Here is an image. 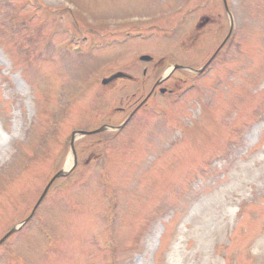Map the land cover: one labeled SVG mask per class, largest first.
<instances>
[{
	"label": "rangeland",
	"instance_id": "374dc122",
	"mask_svg": "<svg viewBox=\"0 0 264 264\" xmlns=\"http://www.w3.org/2000/svg\"><path fill=\"white\" fill-rule=\"evenodd\" d=\"M59 170L0 264H264V0H0V240Z\"/></svg>",
	"mask_w": 264,
	"mask_h": 264
},
{
	"label": "water",
	"instance_id": "95a60500",
	"mask_svg": "<svg viewBox=\"0 0 264 264\" xmlns=\"http://www.w3.org/2000/svg\"><path fill=\"white\" fill-rule=\"evenodd\" d=\"M225 10H226V6H225ZM230 35H231V31H229V34L227 35V37L225 38V40H224V42H223V44L215 51V54H214V56L206 63V66H204L202 69H200V70H197L196 72H193L194 74H200V73H202L205 69H206V67L209 65V63L215 58V56L218 54V51L225 45V42L229 39V37H230ZM141 62H151L152 61V58L151 57H148V56H143V57H141L140 59H139ZM176 69H179V70H188L187 68L185 69V68H183V67H180V66H174L173 67V71H175ZM189 71H191V70H189ZM169 75H170V72L169 73H167L166 74V76H164V77H162L157 83H156V85H158L160 82H163V81H165L168 77H169ZM125 77H128V75H126V74H123V73H121V72H118V73H115V75H113V76H111V77H109V78H105V80H103L102 82H101V85L102 86H106L108 83H110V82H113V81H115L116 79H123V78H125ZM155 85V86H156ZM165 92V90H161V93H164ZM133 115V113L128 117V120L130 119V117ZM128 120L126 121V122H124L121 126H119L118 128H116V130L118 131V130H121V128L125 125V124H127L128 123ZM107 129V128H106ZM115 130V129H114ZM106 130H105V128H103V127H101V128H99L98 129V131H95V132H88V133H79L80 135H83V136H88V135H95V134H98V133H102V132H105ZM73 139H71V141H72ZM73 147H74V141H72L71 142V144H70V151L72 152V159H73V162H74V165H73V167L76 165V152L74 151V149H73ZM72 167V168H73ZM66 174L63 172V170H59V173H57L56 175H54L51 179H50V181L48 182V185L44 188V190L41 192V195H40V198L38 199V201L35 203L36 205L34 206V208L32 209V211H31V215L26 219V220H24L23 222H22V224H20V226H18V227H15V228H12V230H10L8 233H6L3 237H2V239L0 240V245L7 239V238H9V237H11L12 236V234L13 233H15V232H17V231H19L21 228H22V226H23V224H25V223H27L28 221H30L31 220V218H32V216L34 215L33 213L35 212V210L41 205L40 203H41V201L44 199V197L47 195V192H48V190L50 189V187H51V185L53 184V182L55 181V180H57V179H59L60 177H63V176H65Z\"/></svg>",
	"mask_w": 264,
	"mask_h": 264
},
{
	"label": "flooded vegetation",
	"instance_id": "af4514ba",
	"mask_svg": "<svg viewBox=\"0 0 264 264\" xmlns=\"http://www.w3.org/2000/svg\"><path fill=\"white\" fill-rule=\"evenodd\" d=\"M146 75H147V72L146 70L142 72V77L143 78H146ZM161 78L159 79H156V81L154 82V84L151 86L150 90L148 91V93L146 94L145 98L142 99L140 102H137V104L132 107V109L129 111V113L127 114V118L124 122H126L128 120V117L133 113V115L130 117V120L129 121H132L134 119V117L140 113L141 111L143 110H147L148 109V103L149 101L153 98V97H156L157 93L160 94L161 96H167V95H173L175 93V91H172V90H168L167 88H164L162 85L164 83L163 82H160L158 85H156V83L160 80ZM117 80H120V81H124V82H131V83H135L136 79L132 78L131 76L128 75V77H125L123 79H116L115 81L113 82H110L108 84H111V83H115ZM156 85V86H155ZM161 90H165L164 93H161Z\"/></svg>",
	"mask_w": 264,
	"mask_h": 264
},
{
	"label": "bare ground",
	"instance_id": "6f19581e",
	"mask_svg": "<svg viewBox=\"0 0 264 264\" xmlns=\"http://www.w3.org/2000/svg\"><path fill=\"white\" fill-rule=\"evenodd\" d=\"M67 162H68V163L66 164L64 170H67V171H68V169L70 168V166H71V164H72V162H71V158H69Z\"/></svg>",
	"mask_w": 264,
	"mask_h": 264
}]
</instances>
